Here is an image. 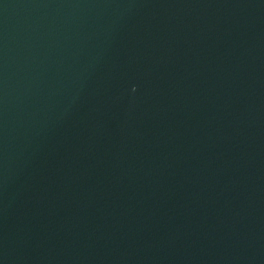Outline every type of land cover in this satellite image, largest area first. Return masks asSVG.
Returning <instances> with one entry per match:
<instances>
[{
  "label": "water",
  "instance_id": "obj_1",
  "mask_svg": "<svg viewBox=\"0 0 264 264\" xmlns=\"http://www.w3.org/2000/svg\"><path fill=\"white\" fill-rule=\"evenodd\" d=\"M0 264H264V0H0Z\"/></svg>",
  "mask_w": 264,
  "mask_h": 264
}]
</instances>
